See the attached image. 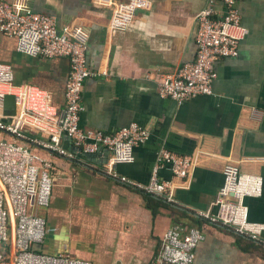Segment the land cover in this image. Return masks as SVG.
Listing matches in <instances>:
<instances>
[{
    "label": "crops",
    "instance_id": "crops-1",
    "mask_svg": "<svg viewBox=\"0 0 264 264\" xmlns=\"http://www.w3.org/2000/svg\"><path fill=\"white\" fill-rule=\"evenodd\" d=\"M149 1V11H139L126 29L112 30L111 8L93 0H26L33 11L54 16L59 28H80L87 36L90 68L108 74L86 79L81 127L112 134L135 122L149 131L129 163L114 162L103 149L76 160L51 157L56 179L49 205L36 207L34 197L29 204L46 223L44 242L34 248L91 264H170L157 260L167 230L198 226L205 238L193 264H264V243L254 245L194 212L216 211L213 202L229 163L264 179V0L240 4L246 37L237 56L216 62L213 93L181 103L161 98L158 83L195 60L197 16L208 0ZM0 62L11 66L16 84L50 91L54 105L64 108L69 59L24 54L15 37L0 32ZM62 145L73 150L66 137ZM161 148L197 155L188 178H175L168 167L161 171L163 180L177 186L175 204L105 174L111 165L118 178L147 185ZM246 203L250 220L264 224V185L262 196Z\"/></svg>",
    "mask_w": 264,
    "mask_h": 264
},
{
    "label": "built area",
    "instance_id": "built-area-1",
    "mask_svg": "<svg viewBox=\"0 0 264 264\" xmlns=\"http://www.w3.org/2000/svg\"><path fill=\"white\" fill-rule=\"evenodd\" d=\"M93 1L111 8L109 27L112 30L126 29L139 11L151 9L149 0ZM243 1L208 0L206 8L197 16L196 58L162 75L158 83L161 98L181 103L213 93L216 62L237 56L246 37L239 8ZM218 4L224 7L222 12ZM0 32L15 37L18 50L24 54L49 59L65 57L70 62L66 103L62 109L54 105L50 91L31 84H16L11 66L0 62V264H91L34 248L44 242L46 223L43 217L29 211L31 199L34 197L38 208L49 205L56 179V166L51 157L76 160L103 149L112 155L114 162L129 163L133 160V149L148 141L149 131L135 122L112 134L81 127L86 79L108 74L90 68L88 40L80 28L68 25L59 28L54 16L33 11L26 0H0ZM8 94L17 99V110L12 115L4 114L3 99ZM253 114L258 115V110ZM64 137L71 141L72 151L63 147ZM47 154L49 157L44 156ZM196 162L195 154L180 155L161 148L147 185L118 178L111 165L109 169L107 166L105 174L128 187L175 204L177 186L163 180L161 171L168 167L175 178L183 180L189 177ZM263 185L262 175L244 172L229 163L224 168V183L213 202L216 211L194 212L209 223L231 228L239 236L264 243V224L250 220L246 203L248 197L262 196ZM204 238V231L198 226L188 229L175 225L165 233L157 260L193 264L195 249Z\"/></svg>",
    "mask_w": 264,
    "mask_h": 264
},
{
    "label": "water",
    "instance_id": "water-1",
    "mask_svg": "<svg viewBox=\"0 0 264 264\" xmlns=\"http://www.w3.org/2000/svg\"><path fill=\"white\" fill-rule=\"evenodd\" d=\"M3 104H4V114L5 115H12V114L16 113L17 99H16L15 95L8 94V95L4 96Z\"/></svg>",
    "mask_w": 264,
    "mask_h": 264
},
{
    "label": "trees",
    "instance_id": "trees-1",
    "mask_svg": "<svg viewBox=\"0 0 264 264\" xmlns=\"http://www.w3.org/2000/svg\"><path fill=\"white\" fill-rule=\"evenodd\" d=\"M148 197L149 196H151V195H147ZM250 240V239H249ZM251 242H253L254 243V245H255V243L257 244V242H254V241H252V240H250ZM259 247H261V246H259Z\"/></svg>",
    "mask_w": 264,
    "mask_h": 264
}]
</instances>
